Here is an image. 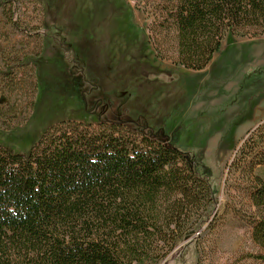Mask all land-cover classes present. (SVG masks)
<instances>
[{
  "label": "trees",
  "instance_id": "trees-1",
  "mask_svg": "<svg viewBox=\"0 0 264 264\" xmlns=\"http://www.w3.org/2000/svg\"><path fill=\"white\" fill-rule=\"evenodd\" d=\"M147 4L152 31L187 69H204L229 35L264 34V0ZM96 105L94 122L61 120L25 150L0 141V264H165L209 222L216 196L193 153L143 116L110 119ZM261 168L264 120L234 148L227 178L256 208L264 261Z\"/></svg>",
  "mask_w": 264,
  "mask_h": 264
},
{
  "label": "rangeland",
  "instance_id": "rangeland-1",
  "mask_svg": "<svg viewBox=\"0 0 264 264\" xmlns=\"http://www.w3.org/2000/svg\"><path fill=\"white\" fill-rule=\"evenodd\" d=\"M146 1L0 0V141L25 150L61 120L94 122L96 101L110 119L143 116L193 153L216 196L184 257L165 264H264L256 208L227 181L234 148L264 120V34L229 35L204 69H187Z\"/></svg>",
  "mask_w": 264,
  "mask_h": 264
}]
</instances>
